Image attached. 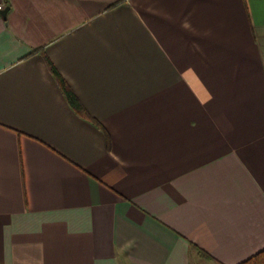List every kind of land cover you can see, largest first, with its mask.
Returning a JSON list of instances; mask_svg holds the SVG:
<instances>
[{
	"label": "crops",
	"instance_id": "obj_1",
	"mask_svg": "<svg viewBox=\"0 0 264 264\" xmlns=\"http://www.w3.org/2000/svg\"><path fill=\"white\" fill-rule=\"evenodd\" d=\"M0 1V264L264 249V0Z\"/></svg>",
	"mask_w": 264,
	"mask_h": 264
},
{
	"label": "trees",
	"instance_id": "obj_2",
	"mask_svg": "<svg viewBox=\"0 0 264 264\" xmlns=\"http://www.w3.org/2000/svg\"><path fill=\"white\" fill-rule=\"evenodd\" d=\"M48 65L50 67L51 72L53 73L54 77L56 78L63 94L65 95L66 99L70 103L71 107L75 110V112L82 118L90 121L95 126H97L100 129H103V126L100 124L99 121H97L95 118H93L86 109L82 106V104L77 99L76 95L74 94L73 90L70 88V86L67 84L66 80L62 77V75L57 71L55 66L52 64L50 60L47 59ZM196 247V246H195ZM197 248V247H196ZM200 254L204 257H210L208 253L205 251L198 249ZM239 264H264V249L257 252L253 256L249 257L248 259L242 261Z\"/></svg>",
	"mask_w": 264,
	"mask_h": 264
},
{
	"label": "built area",
	"instance_id": "obj_3",
	"mask_svg": "<svg viewBox=\"0 0 264 264\" xmlns=\"http://www.w3.org/2000/svg\"><path fill=\"white\" fill-rule=\"evenodd\" d=\"M5 8H6L5 3L0 1V10H3Z\"/></svg>",
	"mask_w": 264,
	"mask_h": 264
},
{
	"label": "water",
	"instance_id": "obj_4",
	"mask_svg": "<svg viewBox=\"0 0 264 264\" xmlns=\"http://www.w3.org/2000/svg\"><path fill=\"white\" fill-rule=\"evenodd\" d=\"M8 12V7H6L5 9H3V10H0V13H2V14H6Z\"/></svg>",
	"mask_w": 264,
	"mask_h": 264
}]
</instances>
